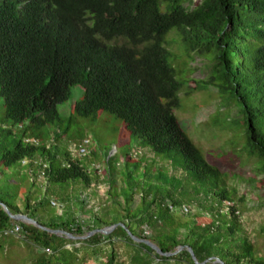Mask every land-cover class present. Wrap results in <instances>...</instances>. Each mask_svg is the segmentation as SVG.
<instances>
[{
	"label": "trees",
	"instance_id": "16d2710c",
	"mask_svg": "<svg viewBox=\"0 0 264 264\" xmlns=\"http://www.w3.org/2000/svg\"><path fill=\"white\" fill-rule=\"evenodd\" d=\"M174 28L188 42V51L213 53V73L201 82L237 103L247 153L259 159L264 173V0H0V201L12 213H25L77 236L123 223L163 252L189 245L199 262L217 257L225 264H264L251 255L237 207L231 203L227 213L221 212L232 197L226 174L207 160L174 112L180 107L182 83L165 47L166 35ZM75 86L83 89V98L71 106L73 114L96 120L100 111L109 112L156 155L172 156L175 173L158 170L157 185L149 187L138 205L133 193L125 192V204L121 194L110 193L119 209L76 216L73 204H87V190L99 181V170L93 174L91 163L72 156L60 133L41 144L26 132L25 123L30 130H41L61 122L58 105L72 97ZM8 123L24 128L23 133L17 135ZM23 160L28 161L25 175L33 185L44 171L38 184L46 194L38 199L31 190L24 192L22 171L17 169ZM107 164L113 188L117 179L112 157ZM79 182L82 190L73 198L70 192ZM59 190L66 194L59 198ZM51 191L63 206L55 218L44 209L52 205ZM185 203L199 209L171 212L169 204ZM15 224L22 226L24 239L42 249L35 264H86L83 249L95 257L104 254L105 264H123L115 248L118 241L133 246L129 264L178 261L181 256L196 264L187 250L166 257L136 243L122 226L74 241L14 220L0 206V232ZM236 235L245 239L244 245L243 239L240 247L234 244ZM71 243L80 245L66 248Z\"/></svg>",
	"mask_w": 264,
	"mask_h": 264
},
{
	"label": "rangeland",
	"instance_id": "374dc122",
	"mask_svg": "<svg viewBox=\"0 0 264 264\" xmlns=\"http://www.w3.org/2000/svg\"><path fill=\"white\" fill-rule=\"evenodd\" d=\"M163 11H166L164 6ZM188 46V42L184 40L177 28L170 30L166 35L165 47L169 51L168 61L175 68L176 77L182 83L179 91L180 107L174 109V112L184 130L203 151L207 160L226 174L227 186L232 193L230 202L239 210L242 234L247 236L253 247L251 255L257 260L264 261V173L260 170L259 159L247 153V133L242 125L237 103L234 100L227 102V98L218 90L210 86L206 87L201 82L207 80L213 73L216 64L213 53L200 54L197 50L188 51ZM71 92L72 97L58 105L61 122L41 130L28 129V123L23 126L26 132L37 137L41 144H48L60 133V142L66 150L71 142H80L85 137L92 140L91 153L80 159L89 165L94 162L100 166L99 181L87 190L91 195L87 197L85 206L77 201L74 202L73 210L76 216L83 214L91 216L93 211L104 214L107 208L111 211L119 209L112 204L110 193L121 194L119 197L124 204L126 193H133L132 196L138 205L140 199L142 200L141 196L147 193L149 187L157 185L158 170L175 173V169H172V156L156 155L150 147L136 141L126 131L124 122L115 115L100 111L96 120H90L73 114L71 106L83 98V89L75 86ZM0 102H2L1 98ZM8 125L17 135H21L24 131V128L19 125L12 126L11 123ZM135 154L138 156L134 157ZM108 157H112L115 166L114 176L117 182L113 188H110ZM127 159H129V167L126 165ZM17 169L22 171L24 192L31 190L37 199L46 194L38 184L41 178H38V183L33 185L26 177L25 171L30 169L29 165L20 164ZM92 173H96L95 168H92ZM81 187L79 182L75 190L70 192L73 198L80 194ZM155 191L156 187L152 192ZM58 193L59 198L66 194L63 190H59ZM49 194L53 195L54 200L61 201L57 199L58 197L56 198L53 191ZM82 198L85 197L80 196V199ZM191 207L199 209L197 204ZM44 209L50 218H55L57 213L63 212V207L58 208L49 204L45 205ZM206 213H208L207 210ZM181 231L183 232V229ZM228 238L233 237L228 236ZM228 238L225 244L230 248L231 243ZM240 239H243L241 235L234 237L236 246L240 247L242 241ZM74 241H82V239H74ZM79 245L80 243H71L66 248L72 249ZM115 248L120 262L129 264V254L133 252V246L118 241ZM42 252L41 248L28 242L23 236L8 234L0 236L2 264H35ZM80 255L88 257L86 264H105L106 262L104 254L95 257L86 249H83ZM213 264L216 263L213 262Z\"/></svg>",
	"mask_w": 264,
	"mask_h": 264
},
{
	"label": "water",
	"instance_id": "95a60500",
	"mask_svg": "<svg viewBox=\"0 0 264 264\" xmlns=\"http://www.w3.org/2000/svg\"><path fill=\"white\" fill-rule=\"evenodd\" d=\"M0 206H2L4 211L14 220L34 225V226H36L42 230H45V231L50 232L52 234H56V235L61 236V237H66L68 239H73V240L74 239H82V240H84V239H87L94 234H97V233L107 235V234H110L116 227L122 226L127 230V233L129 234V236H131V238L136 243L146 244L162 256L172 257L174 255H177L178 253H180L183 250H187L191 254V256H192L193 260L196 262V264H208L209 261H213L214 263L225 264L224 261H222L220 258H217V257H211L210 259H207L204 262H199L196 255H195L194 250L189 245H181L174 252H163L160 249V247L158 246V244H156L155 242H153L152 240H150L148 238L137 237L123 223H116L112 226H106L104 228H95L94 230L90 231L87 235L77 236V235H74L65 229H61V228L54 229V228H51L49 226L43 225L38 220H36L32 217H29L25 213H12L11 210L8 208V206L5 203H2L1 201H0Z\"/></svg>",
	"mask_w": 264,
	"mask_h": 264
},
{
	"label": "built area",
	"instance_id": "2783aa9c",
	"mask_svg": "<svg viewBox=\"0 0 264 264\" xmlns=\"http://www.w3.org/2000/svg\"><path fill=\"white\" fill-rule=\"evenodd\" d=\"M28 141L38 144V141L36 139H28ZM91 144H92V140L89 137H85L80 142L79 141L71 142L68 149H69V152H71V155L73 154L72 156L84 158L91 153V150H90ZM137 156L138 154H135L134 157H137ZM22 163L27 164L28 161L23 160ZM34 163L36 165L42 164L44 169L48 167L47 163L41 162L40 160H35ZM91 167L100 170V166L99 165L97 166L94 162L91 163ZM39 177L40 178L44 177V171H41ZM51 204L52 206H55L58 208L63 207L62 204L58 202L57 200H54L53 197L51 198ZM230 204H231L230 201H226L224 208L221 209V212L227 213L229 211ZM191 206L187 204H182L181 206H174L172 204H169L171 212L173 213L179 212L182 214H189V213L197 211L196 207L192 208ZM205 215L210 216V213L205 212ZM21 233H22V226L20 224H15L12 228L4 230L3 232H0V236H3V235L6 236L7 234L13 235V236H21ZM45 251L48 253H51L50 249H46Z\"/></svg>",
	"mask_w": 264,
	"mask_h": 264
},
{
	"label": "crops",
	"instance_id": "0c3cea01",
	"mask_svg": "<svg viewBox=\"0 0 264 264\" xmlns=\"http://www.w3.org/2000/svg\"><path fill=\"white\" fill-rule=\"evenodd\" d=\"M155 264H191L187 257L185 256H181L178 258V261L174 260V259H156ZM208 264H213V263H208Z\"/></svg>",
	"mask_w": 264,
	"mask_h": 264
}]
</instances>
